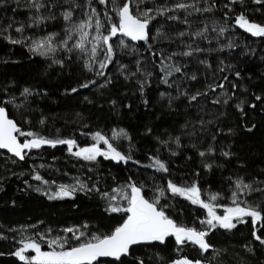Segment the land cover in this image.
I'll use <instances>...</instances> for the list:
<instances>
[{"label":"trees","instance_id":"trees-1","mask_svg":"<svg viewBox=\"0 0 264 264\" xmlns=\"http://www.w3.org/2000/svg\"><path fill=\"white\" fill-rule=\"evenodd\" d=\"M60 2L63 4V0ZM123 2L116 0L117 4ZM179 2L203 8L213 0L207 3L205 0H143L140 8L172 7ZM26 3L27 0H19V4L15 0L0 2V27L11 24L9 32L13 37L20 35L14 29L21 23H30L29 17L34 14V10L25 8ZM76 3L82 7L74 12L73 21L79 22L86 18L87 0ZM214 3L211 12H193L189 8L167 13V16H179L180 20L157 15L149 24L147 42L114 37L116 56L102 70V76L97 75L100 69L96 61L84 53L60 50L45 58L30 52L28 42L11 44L0 38V104L22 131L48 139L72 138L79 147H88L96 143L92 138L94 133L111 137L114 131L123 129L127 136L112 143L122 154L130 156L127 161L119 162L104 157L86 161L69 152L67 145H57L31 150L21 163L0 151V236L5 237L0 239V264H25L13 255L22 247V240L34 239L43 251H50L44 241L66 237V247L80 242L64 231L67 228L79 229L87 237L110 234L126 216L111 212L110 206L127 204L113 189L130 191L127 189L130 182L143 185V194L150 200L159 195V189H164L160 204L166 206L167 214L177 223L197 230L209 227L200 223L208 218L207 210L185 197L172 195L167 191L169 180L179 186L196 184L201 189V199L206 202H211V195L218 194V199L212 202L217 205V213L232 206L231 193L238 178L246 183L254 181V188H264L261 183L264 181V37L252 36L235 22L243 13L251 22L264 23V4L254 0H237L231 4L230 0H214ZM225 4H230L231 11ZM92 6L105 21V28L109 26L105 12L112 22L118 21L113 5H100L98 0H92ZM67 7L63 4L53 8L56 19L26 27L24 35L35 40L51 33L63 36L69 22L63 20L60 12ZM189 12L192 14L188 15ZM41 14L46 16L48 12L42 10ZM185 17L187 24L182 22ZM205 27L208 30L204 36L192 35ZM220 27L228 29L223 36L218 33ZM180 32L186 35L180 37ZM121 40L125 46L120 45ZM229 41L234 47L226 46ZM189 45L191 49L204 51L166 60L165 63L182 66L183 71L173 73L167 77L168 84L163 83L161 54L166 57L189 51ZM100 59L102 52L96 58ZM54 60H62L63 64ZM89 63L92 70L86 66ZM138 67L143 72H138ZM149 72L150 76L144 74ZM145 79L148 83L141 91L139 81ZM84 83H89V87H81ZM220 84L222 88L218 87ZM25 87L31 90L30 95H21ZM73 88L77 91L73 92ZM197 92L207 94L192 101L191 95ZM256 96L262 99L258 101ZM214 100L219 103H213ZM238 104L243 112L237 108ZM76 150L73 148L72 152ZM200 152L205 155L200 156ZM224 152L230 155L226 157ZM153 158L164 162L168 171L150 167ZM37 175L40 180L35 179ZM61 185L84 187L80 186L71 198L50 199ZM95 188L99 191L89 190ZM103 193L117 199L110 200ZM241 199L264 207L262 192L246 193ZM244 219L247 223H237L230 230L221 227L210 230L205 239L212 247L206 252L192 243L178 250L175 239L168 237L164 243L133 246L130 255L121 257L120 261L100 259L98 264H139L140 260L144 264H172L184 257L200 260L202 264H264V245L253 237L251 218ZM257 235L264 236V228Z\"/></svg>","mask_w":264,"mask_h":264},{"label":"snow or ice","instance_id":"snow-or-ice-1","mask_svg":"<svg viewBox=\"0 0 264 264\" xmlns=\"http://www.w3.org/2000/svg\"><path fill=\"white\" fill-rule=\"evenodd\" d=\"M0 2H3V0H0ZM15 2L19 4V0H15ZM207 2L208 0H205V3ZM236 2L237 0H230V4ZM240 2H242V0H240ZM254 2L257 4H264V0H254ZM98 3L100 5H113L118 21L112 22V17L108 12H105L106 22L109 25L105 28V21L100 19V13L92 6V0H87L84 6L87 9L84 12L86 18L79 22H75L73 21L74 12L82 6L76 3V0H63V4H67L68 7L60 12V16L64 21L69 22L68 26L64 29V35L60 36L59 33H51L42 39L35 40L24 35L26 27L31 28L45 23L48 20L56 19V13L53 11V8H56L58 5L63 7V4H61L60 0H27L25 8L30 11L34 10V14L29 17L30 23L27 25L21 23L20 26L14 29L16 33L20 34L19 37H13L10 34L9 29L12 27L11 24H9L7 28L0 27V38L6 39L11 44H24L28 42L27 46L30 52L45 58L50 57L60 50L67 51L68 53L74 51L84 53L89 56L91 61H96L100 69V71H97V75L102 76L104 75L102 70L106 69L116 56V49L112 43L114 37L120 35L130 38L132 41L147 42L150 32L149 24L157 15L167 16L168 12L187 10L189 8H191L193 12L205 13L211 12L215 7L214 0L208 7L203 8L198 7L196 4L179 2L172 7L160 6L141 9L140 4L143 3V0H124L122 4H117L116 0H98ZM230 4H225V7L229 8V11H231ZM42 10H47L48 15H42ZM191 14L192 12L188 13V15ZM167 18L170 20H180V17L176 15L167 16ZM225 18L227 19V13L225 14ZM182 22L187 24V17H185ZM235 22L240 28L244 29L252 36L264 37V23L251 22L243 13L236 17ZM207 30V27H205L203 30H198L192 35L194 37L204 36ZM213 30L216 31L217 29L213 28ZM227 30V27H220L218 33L223 36ZM178 35L183 37L186 33L180 32ZM120 45L125 46L123 40L120 41ZM226 46L229 48L234 47L231 41H229ZM189 48L191 49L190 45ZM200 51L204 50L195 48L182 53H172L170 56L166 57L161 54V70L164 72L163 83L168 84V76L183 71L182 66H173L170 63H165L166 60L170 61L172 56L175 55L190 57L195 52ZM101 52L103 53V59L96 60ZM153 55L157 54L153 53ZM53 62L63 64L62 60H54ZM201 63L206 62L201 61ZM86 66L89 70H92L91 63ZM137 71L143 72L139 67ZM221 71H223V69H221ZM144 74L146 76L151 75L150 72ZM132 75L135 76L136 73H132ZM239 75L240 73L237 72L236 76L239 77ZM191 79H196L195 75H193ZM225 79H227V77H225ZM89 83H95V81ZM89 83H84L81 87L87 88L89 87ZM147 83L148 81L146 79L139 81L141 91H143ZM218 87L222 88L223 85L220 84ZM212 90L215 91V88ZM72 91L75 92L77 89L73 88ZM30 94L31 90L27 87H25L21 93V95L25 96ZM206 94L207 93L197 92L191 95L190 99L195 101L198 96ZM261 99L260 96H256V100L259 101ZM10 102L12 101H8L7 103ZM213 103H219V100H214ZM251 106L255 107V105ZM237 108L243 112L241 105L238 104ZM41 123H43V121H41ZM249 131H251V129H249ZM19 136L31 137V139H25L24 142L21 143L18 139ZM126 136L127 133L123 129H120L119 132L114 131L111 137H106L100 132H96L92 136L96 143L88 147H79L76 140L72 138L48 139L33 132L22 131L17 123L9 118L6 108L0 106V149H6L20 160L25 158L26 150L39 149L43 145H49L53 148L57 145H67L69 152L86 161H95L97 157H104L118 162L127 161L130 159V156L122 154L112 143V140ZM101 143L106 147L102 149L99 146ZM176 143L179 145V137L176 138ZM73 148H77V150L72 152ZM199 155L204 156L205 153L200 152ZM223 155L227 157L230 153L224 152ZM153 161L154 164L149 165L150 167L156 166L158 170L164 172L168 171L166 164L159 158H153ZM208 167L211 166L208 165ZM35 179L40 180L41 177L37 175ZM253 183L255 182L246 183L243 178H238L235 181V190L231 193L232 206L224 207V213L218 215L216 212L217 205L212 203L218 199V194L211 195L209 197V201L211 202H206L201 199V189L196 184L179 186L177 183L169 180L167 183V191H170L172 195L185 197L191 201L192 204L200 205L207 210L208 218L206 220H201L200 223L206 224L209 227L206 230H197L177 223L167 214L165 210L166 206L160 204V197L165 194L164 189H159V195L150 200L143 194V185L137 186L135 182H130L127 185V189H130V191L113 189L114 192H119L121 194V199L125 200L127 204L126 206H110L111 212L126 214L123 218V222L115 227L110 234H92L90 237H87L86 233L79 229L67 228L64 231L66 233H72V239L80 241L76 246L66 247L68 239L66 237L64 239L57 237L44 241L51 250L42 251L39 242L34 239H26L20 241L22 247L16 250L13 255L18 257L20 261L25 262V264H98L101 258H113L116 261H120L121 257L130 255V250L133 249V246L152 244L154 242L164 243L168 237H173L175 239L178 250L185 244L192 243L206 252L212 247L205 239L210 230L216 227L228 230L233 229L237 226V223H247V220L244 219L246 217L251 218L253 237L259 241L261 245H264V236L257 235V232H259L261 228H264V207L258 203L250 204L247 200H241V196L246 193L250 194L254 191L264 193V188H254ZM261 183H264V181ZM81 187H84V185H81ZM89 190L99 191L98 188ZM75 191L76 189L74 187L70 188L69 186L61 185L59 190L49 198L71 196ZM103 195L110 200L117 199L116 196H110L108 193H103ZM234 220L236 221L235 223L233 222ZM257 224H259V227H257ZM84 227L86 228L87 225ZM3 238L5 237L0 236V239ZM40 239L43 241L44 236L41 235ZM29 250L34 252L35 255L31 257L27 256L26 253ZM249 251H251V249H249ZM139 264H144V261L140 260ZM172 264H202V262L200 260L192 261L184 257L173 261Z\"/></svg>","mask_w":264,"mask_h":264},{"label":"water","instance_id":"water-1","mask_svg":"<svg viewBox=\"0 0 264 264\" xmlns=\"http://www.w3.org/2000/svg\"><path fill=\"white\" fill-rule=\"evenodd\" d=\"M150 26V25H149ZM0 106H2L1 104H0ZM7 110V109H6ZM8 112V111H7ZM8 115H9V113H8ZM9 118H10V116H9ZM10 119H12V118H10ZM14 120V119H13ZM15 121V120H14ZM16 122V121H15ZM17 123V122H16ZM17 125H18V123H17ZM18 127H20L19 125H18ZM21 128V127H20ZM18 139L20 140V138L18 137ZM20 142L21 143H23L24 142V140L23 141H21L20 140ZM43 147H50L49 145H43V146H41L39 149H41V148H43ZM31 150H37V149H31ZM31 150H26V153H28V152H30ZM0 151L2 152V153H4V154H7L8 156H10V157H12V158H14V159H16V160H18L19 162H24V160H25V158L23 159V160H20L18 157H15L13 154H11V153H9L6 149H0ZM102 260H109V259H113V258H101Z\"/></svg>","mask_w":264,"mask_h":264},{"label":"rangeland","instance_id":"rangeland-1","mask_svg":"<svg viewBox=\"0 0 264 264\" xmlns=\"http://www.w3.org/2000/svg\"><path fill=\"white\" fill-rule=\"evenodd\" d=\"M99 146H100L102 149L106 147V146L103 145L102 143H101ZM80 186H81V185H79V186H77V185H72V186H70V185H69L70 188H71V187H74V188L76 189V191L78 190V188H80ZM55 193H56V192L52 193L50 196H53ZM71 197H73V194H72L71 196H67V197H63V198L56 197V198H52V199H67V198H71ZM241 200H242V199H241ZM223 211H224V209H223ZM223 211H222L221 213H217V214H218V215H222V214L224 213ZM233 222L235 223L236 221L234 220ZM41 250H42V249H41ZM42 251H43V250H42ZM26 255L29 256V257H31V256L35 255V253L32 252L31 250H29V251L26 253Z\"/></svg>","mask_w":264,"mask_h":264}]
</instances>
